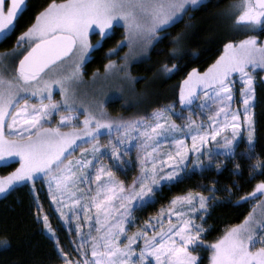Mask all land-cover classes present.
<instances>
[{
	"label": "snow or ice",
	"instance_id": "snow-or-ice-1",
	"mask_svg": "<svg viewBox=\"0 0 264 264\" xmlns=\"http://www.w3.org/2000/svg\"><path fill=\"white\" fill-rule=\"evenodd\" d=\"M202 3L203 0H50L16 37L15 46L0 54V168L19 161L14 170L0 175V193L29 182L31 190L36 192L35 182L40 180L48 186L51 200L58 205L57 211L66 222L72 218V213H76L78 219L83 210L88 233L83 232L80 223L75 229L81 241L76 251L83 260L73 261L68 253L59 249L57 240L64 264H199L198 255L190 250L195 247L210 251L209 264H264V235L261 234L264 233V211L261 219L256 218L258 206H264V180H259L235 202L238 205L260 196L253 211L210 244L202 240V234L207 231L203 221L209 208L222 202L214 195L218 191L215 185L208 189L207 195L189 191L174 197L167 209L166 226L162 209L159 220L150 217L138 231L127 234L128 227L135 223L133 213L137 208L154 203L156 192L190 174L187 161L192 157H196L192 167L204 169L211 168L217 156H236L246 128V147L239 155L248 160L253 158L255 137L250 105L254 102L253 73L264 71V40L252 34L228 40L221 55L205 71L192 68L188 72L180 84L179 110L173 102L154 110L147 118L111 117L103 103L95 99L88 107H80L70 88L79 80L80 69L91 53L103 47L105 40L115 34V28L123 27L125 36L105 53L106 56L115 55L125 43L132 49L144 42L162 39L159 33L183 20L190 7L195 9ZM29 7L28 0H0V43L15 33ZM230 8V14L235 15L231 22L233 35L264 32V0H235ZM184 27L186 30L191 25L186 23ZM96 34L98 39L93 43L89 37ZM183 35L179 33L171 43H179ZM25 43L27 51L9 73V61L23 50ZM175 54L173 49L170 55ZM128 55L126 53L121 60L126 61ZM70 56L73 57L70 72L64 74L61 68L48 75ZM179 67L178 63L165 64L162 70L168 78ZM104 68L106 72L116 69V62L109 61ZM237 81L243 85L240 88L242 99L241 107L234 109ZM57 88L60 100L53 98ZM104 102H108L107 98ZM185 108L190 115L185 123L177 124L171 116L183 117ZM196 108L200 109L199 113ZM205 109L210 113L207 122L192 119L193 114L203 116ZM79 111L85 113L83 120L79 119ZM56 114H60L57 125L45 126L51 125V118ZM65 127L67 131L62 130ZM113 131L118 135L109 140L108 146L100 145L98 137L105 134L111 137ZM177 135L182 138L175 139ZM187 137L191 138V147ZM161 141L169 147L174 145L175 151L167 155L159 151ZM89 142L91 146L82 148L79 158L65 159L81 143ZM133 146L143 153L138 156L140 175L126 187L116 178L112 167L129 163L123 156L130 153ZM105 156L111 159L112 167L101 163ZM161 156L164 158L160 159ZM249 168V178L264 175V160L258 159ZM239 169L237 164L236 175L240 174ZM83 184L88 187H78ZM235 186L237 182L233 181ZM233 187H225L224 191L231 195ZM35 199L40 208L39 197ZM66 200L71 204V212H65ZM93 208L95 217L90 215ZM197 216L201 223L196 222ZM37 219H40L39 214ZM93 219L97 225L96 236L91 235ZM43 224L55 239L47 214L43 215ZM147 229H152L151 235ZM124 238L127 242L121 243ZM141 238L143 244L137 252ZM257 243L261 245L258 248Z\"/></svg>",
	"mask_w": 264,
	"mask_h": 264
},
{
	"label": "trees",
	"instance_id": "trees-1",
	"mask_svg": "<svg viewBox=\"0 0 264 264\" xmlns=\"http://www.w3.org/2000/svg\"><path fill=\"white\" fill-rule=\"evenodd\" d=\"M49 2L50 0H28L30 7L20 19L19 27L7 41L0 43V48L12 47L20 32L25 30L35 14L46 7ZM234 2L235 0L204 1L198 8L192 9L179 23L161 32L162 39L152 44L146 58L132 63L130 71L139 78L140 86L144 82L155 81L150 91L151 95L148 96V101H152V106L146 109L147 112L173 102L179 110L180 82L192 68H197L200 72L205 71L220 56L223 45L228 40H239L248 34L258 35L261 40L264 39V32L233 35L228 24L220 26L217 23L219 18L226 16L225 12ZM186 23L191 27L185 30ZM114 32L115 34L110 39L105 40L103 47L93 51L83 64L82 75L85 78L94 73H101L105 64L117 58L120 52L125 50L123 45L116 55H105L110 48L116 47L117 41L124 39L125 34L122 27L115 28ZM181 32L184 35L179 43H171L173 38ZM97 38V35L91 36L92 40ZM173 49L176 50L175 56L170 55ZM193 53L198 55L193 56ZM173 63L180 65L175 74L168 78L157 77L163 65L171 66ZM261 74V71L253 73L255 79L253 106L255 153L253 158L248 160L239 155L246 147V143L242 141L236 148V156L220 155L213 159L211 168L189 169L190 174H186L179 182L162 188L155 194L154 203H149L135 211L134 217L138 223L156 214L161 206L170 202L174 197L184 195L189 191L207 195L208 189L213 185L218 189L214 195L222 202L215 203L209 208L207 218L204 220L207 231L202 236V240L210 244L218 239L227 228L244 221L256 198L238 205L235 202L245 193L250 192L259 180H264V175L259 174L254 178H249V165L258 159L264 160V83L261 81ZM118 103L119 101H110L107 103V108L110 107L113 114L117 111L126 113V109L119 107ZM195 111L199 113L200 109L196 108ZM189 115V109L185 108L183 117H176L175 120L186 121L185 118ZM206 116L207 110L203 116L193 114L192 119L204 120ZM202 160H206V157ZM16 164L15 162L7 168H0V175H6L7 172L12 171ZM217 164L220 165L219 169ZM237 164L240 165L239 175L234 172ZM233 181L237 182V186L233 187ZM35 186L36 192L31 190L32 184L28 183L7 192L0 198V264H63L59 249L65 253L72 251L70 239L72 232L67 231L59 222L44 184L38 180ZM225 187H233L231 195L224 191ZM37 196L40 208L37 207L35 199ZM38 214L40 218L44 214L48 215L49 223L55 230V240L45 233L43 223L37 219ZM57 240L59 249L56 246ZM192 251L198 255L199 264H209L210 251L207 248L195 247Z\"/></svg>",
	"mask_w": 264,
	"mask_h": 264
},
{
	"label": "rangeland",
	"instance_id": "rangeland-1",
	"mask_svg": "<svg viewBox=\"0 0 264 264\" xmlns=\"http://www.w3.org/2000/svg\"><path fill=\"white\" fill-rule=\"evenodd\" d=\"M206 0H203V2ZM59 2V1H57ZM193 8H189L188 12L185 13L184 17L186 15H188L190 13V11ZM232 12V9L229 8L227 9V11L225 12V17L223 18H219L217 23L220 26H223L225 24H228L230 32H231V22L235 19V15H231L230 13ZM123 28V27H122ZM124 34H125V29L123 28ZM232 33V32H231ZM98 36V34H96ZM160 35V33H159ZM91 42H95L97 39L92 40L91 36L89 37ZM264 40V39H263ZM16 42V41H15ZM155 42V41H154ZM154 42H144L141 45H137L135 47H133L132 49L129 48V45L127 43L124 44L125 46V50L120 52V54L118 55L117 58H115L114 60H110V61H115L117 68L116 69H109L104 70L101 73H94L92 76H89L88 78H85L82 75V68L80 69V78L78 81L73 82L70 85L71 90L75 93L76 96V100L77 103L80 107H88L90 101H92L93 99L100 101L101 103H103L105 110L107 111V113L109 114V116L111 117H117V118H123V119H129V118H136V117H148L149 114H151L154 110H150L147 112V108L152 106V101H148V96L150 94V91L152 89V87L155 84V81L150 80L147 82H144L142 84V86L139 85L138 81L139 78L135 75H133L130 71L131 65L132 63H134L135 61H139L142 60L144 58H146L148 51L150 49V47L152 46V44ZM15 46V44L8 48V49H4V48H0V54H3L4 52L12 49ZM28 45L27 43H25V45L23 46V50L19 51L18 54L15 56L14 59H11L8 63V70L9 73H11L15 67L18 64L19 59L24 55V53L27 51ZM128 53V58L126 61L121 60V57H124L125 54ZM222 53V52H221ZM116 55V54H115ZM221 55V54H220ZM110 56H114V55H110ZM72 60L73 57H69L67 60L63 61L62 65H57V69L51 70L48 75H51L52 72L57 71L59 69H63L64 74H67L68 72L71 71L73 64H72ZM123 65V69H120V66ZM203 72V71H202ZM261 81L264 83V71H261ZM127 78H124V77ZM187 76V75H186ZM185 76V77H186ZM158 78H164L165 73L163 70H161V72L157 75ZM47 78V77H46ZM185 79V78H184ZM183 79V80H184ZM155 80V79H154ZM182 80V81H183ZM181 81V82H182ZM180 82V84H181ZM242 83H240L239 81H237V83L235 84V88H234V95H235V100L232 104V107L238 108L241 107V96H240V88L242 87ZM254 86H255V79H254V83H253V96H254ZM179 91H180V85H179V89H178V103H179ZM151 95V94H150ZM55 100H60V91L57 88V90L54 93V97ZM107 98V101H119L118 106L119 107H123L126 109V113H122L121 111H117L116 114H113L111 112L110 107L107 108V103L108 102H104L105 99ZM47 102V101H45ZM32 103H37L36 100H32ZM197 104L199 103V100H197L196 102ZM154 105V104H153ZM180 106V104H179ZM254 102L251 103L250 105V111L253 115V122H254ZM213 110L215 108V105L212 106ZM157 110V109H155ZM207 109H205L206 111ZM64 110L61 109V112H63ZM147 112V113H146ZM85 113L83 111H79V119L83 120ZM208 115H210V113L207 111V116L204 118V121L207 122V118ZM177 116H171V119L174 120L177 124H182L185 123L186 121H176L175 118ZM60 118V114H56L54 117L51 118V125H45V126H56L57 122L59 121ZM241 118H243V111L241 109ZM197 122H199L200 120H196ZM79 126V125H76ZM63 131H67L68 128H62ZM118 134L113 131L111 134V137L107 134L98 137L99 140V144L100 145H104V146H108L109 140L110 139H114ZM246 137H247V129L245 128L243 133H242V141H244L246 143ZM182 137L180 135H177L175 137V139H181ZM143 141H138V143H142ZM187 143L189 145V147H191V138L187 137ZM91 146V143H81L78 147H76L75 151L70 153V155L68 157H66L65 159H75V158H79L80 157V152L82 148H89ZM109 151V156L111 153V147L108 148ZM159 151H162L165 155L174 152L175 151V146L173 145L172 147H169L167 143H165L164 141L160 142L159 145ZM143 153L140 149H138L137 147L133 146L132 150L130 153H127L126 155L123 156V160L129 161V163L127 164H121V166L119 168L117 167H112V161L111 159H109V156H105L103 158V160L101 161V163L108 165L109 167H112V171L115 173L116 178L120 181H123L125 186H129L132 184L133 179L135 177H138L140 175V164H139V160H138V156H141ZM164 157L161 156L160 159H163ZM205 157H200V159L202 160ZM196 159V157H192L191 159H189L187 161V164L189 165V169H195L194 167H192L194 160ZM16 166H18L19 161L16 160ZM14 170V169H13ZM38 181V180H37ZM29 184H31V182H29ZM169 185H165L163 188H167ZM44 187L46 189V191L48 192V197L51 201L52 207L55 211V214L59 220V222L64 226V228L67 231H71L72 232V236H71V246H72V251L69 252V256L73 261L76 260H83V257H81L78 252L76 251L77 246L81 243V241L77 238V233H76V225L77 223H80L81 228L83 230L84 233H88V229L89 226L87 224L84 223L83 221V217H84V212L83 210H81L79 212V218H75L76 217V213H72V218L70 220H68L67 222L64 220V218H62L60 216L59 211H57L58 205L54 202H52L51 197L49 195V191H48V186L46 184H44ZM78 187L81 188H87L88 185L87 184H83V185H78ZM137 188H139V184L136 185ZM93 191H94V187H93ZM159 192V191H158ZM158 192H156L155 194H157ZM6 193H0V198L3 197ZM59 194H57L58 196ZM255 201L253 202V205H255L257 203L258 200L261 199L260 196L255 197ZM66 207H65V212H71V204L70 202H68L67 200L64 201ZM253 205L251 207V211H253ZM171 207L170 202H168L167 204H165L164 206H161L160 209L156 212V214H154L153 216H149L146 220H149L150 217H157V220H159V214L161 212V210L163 209L165 212V217H164V224L165 226L167 225V221H168V217H167V209ZM141 208V207H140ZM139 208H137L136 210H138ZM135 210V211H136ZM262 211H264V206H258L257 208V212H256V218L257 219H261V213ZM135 213V212H134ZM133 213V216H134ZM90 215H92L93 217H95V209L93 208L90 212ZM135 218V217H134ZM174 219V218H173ZM41 222L43 223V217L40 218ZM144 220V221H146ZM144 221L138 223L135 220V223L131 224L128 227V235H131L132 232L138 231ZM196 222L197 223H201L200 217L197 216L196 217ZM103 224V219H101V226ZM44 226V224H43ZM203 226L205 227L206 225L204 224L203 221ZM97 225H96V221L95 219L92 220V231H91V235L92 236H96L98 235L97 231H96ZM159 229V223H157V230ZM206 229V227H205ZM45 233L51 238L50 234L47 232V230L44 228ZM148 234L151 235L152 234V229H147ZM205 233L202 234V236ZM262 235H264V233H261ZM53 239V238H52ZM56 239V237H55ZM54 239V240H55ZM257 239H259V236H257ZM127 240L126 238L122 239L121 243H126ZM143 244V238H141V240L139 241L138 247H137V252L139 251V247L142 246ZM261 245L259 243H257L255 245V247H260ZM88 248V255H91V247L90 245L87 246ZM194 248L190 249L191 251ZM64 264V263H63Z\"/></svg>",
	"mask_w": 264,
	"mask_h": 264
},
{
	"label": "water",
	"instance_id": "water-1",
	"mask_svg": "<svg viewBox=\"0 0 264 264\" xmlns=\"http://www.w3.org/2000/svg\"><path fill=\"white\" fill-rule=\"evenodd\" d=\"M68 58H69V57H68ZM68 58H67V59H68ZM67 59H66V60H67ZM64 61H65V60H64ZM18 62H19V61H18ZM17 65H18V64H17Z\"/></svg>",
	"mask_w": 264,
	"mask_h": 264
}]
</instances>
